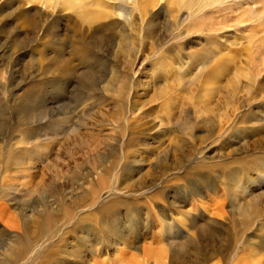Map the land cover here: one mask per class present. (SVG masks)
I'll list each match as a JSON object with an SVG mask.
<instances>
[{"label":"rangeland","instance_id":"1","mask_svg":"<svg viewBox=\"0 0 264 264\" xmlns=\"http://www.w3.org/2000/svg\"><path fill=\"white\" fill-rule=\"evenodd\" d=\"M127 2L0 0V264H264V0Z\"/></svg>","mask_w":264,"mask_h":264},{"label":"bare ground","instance_id":"2","mask_svg":"<svg viewBox=\"0 0 264 264\" xmlns=\"http://www.w3.org/2000/svg\"><path fill=\"white\" fill-rule=\"evenodd\" d=\"M33 1H35V0H28V2H33ZM66 1V3H67V5H65V6H63V8L60 10V11H64L65 9H68L69 11L71 10L72 11V9L73 8H77L78 7V4H76L75 2H77V0H65ZM119 1V3H118V5H117V8H116V14H118V15H120V16H123L124 17V21L126 22V23H129V13L127 12L128 10H127V8L125 7V5L123 4L125 1H126V3H128L127 2V0H118ZM84 2V1H83ZM82 2V3H83ZM61 3H65V2H61ZM122 3V4H121ZM63 5V4H62ZM84 9V8H83ZM131 11V10H130ZM86 12V11H85ZM70 13V12H69ZM95 15H96V12L94 13ZM99 16L101 15V14H98ZM87 16H88V14H87ZM93 15H89V18L91 17L92 18V21H94L93 20V18L94 17H92ZM99 16H98V18H99ZM101 17H102V15H101ZM88 18V19H89ZM91 18L89 19V20H91ZM214 54V53H213ZM246 62V61H245ZM239 66L240 65H238V67H234V69H233V71H232V73L230 74L231 75V77L233 78V77H235L236 75H237V73L239 72ZM242 66V65H241ZM232 69V68H231ZM240 76V75H239ZM238 76V77H239ZM236 79V78H235ZM233 80V79H232ZM235 81V80H234ZM213 84H214V82H213ZM209 86V85H208ZM207 90V89H206ZM26 142V141H25ZM30 150H31V148H30ZM33 151V150H32ZM29 152V151H28ZM15 156V155H14ZM16 158H17V156H15ZM14 157V158H15ZM15 161H19V159H17V160H15ZM14 162V161H13ZM14 225H16V222H15V220H13V219H11L9 216H8V213H7V206H6V204H4V203H1L0 202V234H3L7 229H8V226L9 227H11L12 228V226L14 227ZM18 228V227H17ZM27 228V227H26ZM28 240L26 239V240H22V238L20 239V240H18V245L15 247V246H13V245H10V247H9V254H12V253H16V252H18V255H21V254H24L27 250H29V246H30V244L27 242ZM19 251H21V253L19 252ZM253 260H255V261H260L259 259H253Z\"/></svg>","mask_w":264,"mask_h":264},{"label":"crops","instance_id":"3","mask_svg":"<svg viewBox=\"0 0 264 264\" xmlns=\"http://www.w3.org/2000/svg\"><path fill=\"white\" fill-rule=\"evenodd\" d=\"M162 229V228H161Z\"/></svg>","mask_w":264,"mask_h":264}]
</instances>
